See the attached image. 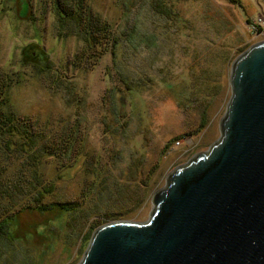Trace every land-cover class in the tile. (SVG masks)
Wrapping results in <instances>:
<instances>
[{
    "label": "rangeland",
    "instance_id": "rangeland-1",
    "mask_svg": "<svg viewBox=\"0 0 264 264\" xmlns=\"http://www.w3.org/2000/svg\"><path fill=\"white\" fill-rule=\"evenodd\" d=\"M28 1L0 0V78L11 79L9 96H5L7 103L3 106L14 112L16 118L30 120L34 133L45 130L51 135H60L63 126L75 123L82 116L81 130L86 133V149L92 156H100L109 166L118 147L127 157L133 149L145 156L143 165L139 166L142 170L132 178L134 181H128V176L124 179L129 188L138 189L140 196L144 194L145 201L138 208L129 206L127 210L132 211L123 220L116 221L146 222L153 209L152 195L165 186L167 175L198 153L208 151L220 138L219 122L231 97L232 63L252 45L264 41V0H236V4L232 0H178L177 9L198 31L191 39H182L180 44L176 43L179 41L176 35L168 36L166 31L157 42L150 44L154 25L142 11L143 25L139 31L147 35L148 43H141L134 51L129 49V57L133 52L136 56L127 58L125 66L147 70L159 79H166L174 88L185 87L192 78V71L204 68L211 79L207 87L220 83L222 95L209 110L207 124L201 129L202 114L196 109L181 110L174 93L163 83H158L135 97L134 102L127 101L124 111L132 116L130 134L124 141L118 137V142L108 134L104 123L111 121L105 106L110 90H123L114 76L110 57L104 56L96 65L92 59L86 60V56L80 54L83 46L79 41L57 37L55 18L48 9L45 13L44 4L34 0L28 8ZM120 1L124 0L90 2L93 10L110 23L121 28L132 27L137 14L125 18ZM162 30L161 25L159 32ZM170 30L174 32L175 28ZM135 41L137 45L138 40ZM195 52L199 54L196 60L193 59ZM225 53L229 55L228 62L224 59ZM123 95L114 91L113 100L119 109ZM80 100L84 105L82 110L76 105ZM46 142V138L41 139L40 146ZM89 160V165L94 163ZM82 165L80 159L76 167L63 174V180L55 183L59 171L57 160L44 159V177L53 180L56 186L46 203H67L78 197L85 184L94 180V175L81 169ZM123 169L128 171L127 164ZM118 171L113 170L115 174ZM108 201L107 196L93 197L92 205H101L102 210L98 216L90 217L84 226L80 218L76 222L75 217L71 219L60 213L61 209L53 212L25 210L11 228L13 245L17 246L16 261L23 264L26 260L28 264H79L94 232L90 231L95 221H104L106 213L116 211ZM111 222L115 220L105 223Z\"/></svg>",
    "mask_w": 264,
    "mask_h": 264
},
{
    "label": "trees",
    "instance_id": "trees-1",
    "mask_svg": "<svg viewBox=\"0 0 264 264\" xmlns=\"http://www.w3.org/2000/svg\"><path fill=\"white\" fill-rule=\"evenodd\" d=\"M33 1L27 2L28 8ZM38 1L46 7H44L45 13L48 9L53 14L56 21L57 37L63 40L75 38L79 41L83 46L80 54L86 56V60L92 59L93 64L96 65L101 62L104 56L110 57L114 76L123 88L122 91L112 88L108 99L105 100L111 121L105 120L104 123L113 140L118 142L117 139L120 136L121 140H127L128 134H130L129 125L132 116L124 111L127 101L134 102L135 97L141 96L158 83H163L169 91L174 93L181 110L196 109L202 114L201 129L207 124L209 110L215 105L214 102L219 100L223 88L220 83H214L212 88L207 87L211 79L208 71L203 70L204 68L201 71L194 69L195 72L192 71V78L185 87L176 86L174 88L167 83L166 79H159L158 75L148 73L147 70H139L137 67L128 69L125 66L127 58L136 56L133 52L129 57L128 50L131 48L132 51L137 50V46L141 43H148L147 35H143L139 31L143 25L142 11L146 12L149 16L148 19L150 18L154 25V33L149 39L150 44L157 42L158 37L165 34L176 35L179 40L176 43L179 44L184 38L194 37L192 35L198 31L194 24L191 25L182 12L177 9L176 2L178 0L120 1L124 7L125 18L137 14L133 26L125 28L110 23L95 12L91 6V0ZM232 2L236 4V0H232ZM161 25L163 30L159 32ZM173 28H175L174 32L170 30ZM163 31H166L165 34ZM135 40H138L137 45L134 44ZM198 55L195 52L193 59L196 60ZM225 55L227 56L224 59L228 62L229 55L226 53ZM78 58L79 54L77 53L76 59ZM48 68L50 67L48 66ZM107 77L111 78L109 70ZM10 84V78L6 76L0 78V264H23L16 261L17 246L13 245L11 235L12 225L19 215L25 210L53 212L61 209L60 213L71 219L75 217L73 219L76 222L80 218V222L84 226L90 217L98 216L97 214L102 210L101 205H92L93 197L107 196L109 197L108 202L111 203V207L116 208V211L106 213L104 221L96 220L90 232L100 227L102 222L104 224L114 220H123L122 218L132 211L127 210L129 206L138 208L145 201L144 194L140 196L137 194L138 189L129 188V184L124 181L126 176L129 178L128 181H134L132 178H135L138 170H142V167L139 166L143 165L145 156L133 149L134 152L130 157H127L124 151H119L116 144L118 148L116 153L114 152L113 162L110 163V166L104 164L100 156H92V153L86 149V133L81 130L82 116L75 123L63 126L60 135H51L45 130L32 132L30 120L16 118L14 112L6 110L7 107L3 106L4 103H7L5 96L9 94ZM114 91L124 94L121 98V109L113 100ZM78 103L79 105L76 104L78 109L82 110L84 106L82 100ZM79 112L81 113V111ZM131 113H134L133 109H131ZM43 138H46L47 142L40 146V141ZM46 157L57 160L59 171L56 174L55 183L63 180V174L76 167L80 159L83 160L84 165L81 166V169L88 175H94V180L85 184L84 189L74 201L46 203L45 200L53 194L56 187L54 181L46 180L42 172ZM89 159L94 163L90 162L89 165ZM125 164H127V172L123 169ZM114 169L119 170L117 174L113 172ZM154 170L153 168L151 173ZM146 186L147 184L144 185L145 190H147ZM24 264H28V261L26 260Z\"/></svg>",
    "mask_w": 264,
    "mask_h": 264
},
{
    "label": "water",
    "instance_id": "water-1",
    "mask_svg": "<svg viewBox=\"0 0 264 264\" xmlns=\"http://www.w3.org/2000/svg\"><path fill=\"white\" fill-rule=\"evenodd\" d=\"M229 84L220 138L167 175L146 222L98 227L79 264H264V41Z\"/></svg>",
    "mask_w": 264,
    "mask_h": 264
}]
</instances>
